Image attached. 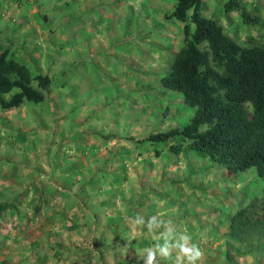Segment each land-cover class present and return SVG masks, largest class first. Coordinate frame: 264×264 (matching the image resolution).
<instances>
[{"label":"rangeland","instance_id":"obj_1","mask_svg":"<svg viewBox=\"0 0 264 264\" xmlns=\"http://www.w3.org/2000/svg\"><path fill=\"white\" fill-rule=\"evenodd\" d=\"M53 1L61 2L58 6L70 4L68 0ZM221 1L204 0L203 12L235 39L242 41L248 34L264 39V0H239L258 18L255 28L240 22L235 11L223 12ZM47 7L42 5L40 12ZM14 35L13 42L20 41L21 34ZM138 41L142 52L149 49L142 37ZM40 60L39 69L28 64L32 72L48 71L45 59ZM108 60L118 62L112 55ZM50 67L51 71L56 68L54 64ZM60 89L52 80L45 94L50 100L56 99ZM66 96L61 95L54 103L47 99L24 103L17 109L0 108V201L15 204L0 217V264H37L36 255L45 256L43 264H162L161 256L167 250L172 254L169 264H264V243L248 253L243 245L230 243L229 262L214 239L208 246L195 247L210 236L211 226L223 230L213 217L218 209L221 213L234 210L258 191L264 176H258L254 167L226 173L186 148L174 153L164 147L155 154L151 144L133 143L149 131L186 120L191 109L182 102L180 93L164 90L154 97L143 94L144 98L128 102L127 107L120 102L115 111H109L110 106L102 110L99 101L91 111L79 106L70 112ZM110 112L117 115L112 117ZM100 113L105 115L101 121ZM95 166L105 175L89 180ZM98 185L99 190H95ZM150 203L169 210L161 215L162 220H171L174 211L185 212L187 220L193 214L202 216L200 220L206 224L200 230L201 239L182 233L171 237L180 225L174 230L172 225L159 230L156 223L146 222L141 229L138 207ZM202 210L210 211L198 213ZM72 221L78 225L67 229ZM118 234L119 241H115ZM219 235L224 249V231ZM151 238L163 242L164 249L154 251L152 245L143 249L139 243ZM100 240L111 256L100 253L96 245ZM119 245L129 249L121 263L115 261L117 255L113 253ZM197 248L203 257L193 262ZM97 253L103 259H97ZM140 256H144L142 260Z\"/></svg>","mask_w":264,"mask_h":264},{"label":"trees","instance_id":"obj_2","mask_svg":"<svg viewBox=\"0 0 264 264\" xmlns=\"http://www.w3.org/2000/svg\"><path fill=\"white\" fill-rule=\"evenodd\" d=\"M221 5L223 12L235 11L240 22L255 28L258 18L239 0H223ZM162 16L180 22L182 38L167 58V71L157 80L161 86L178 91L191 113L180 125L149 131L133 143L151 144L155 154L164 147L174 153L186 148L226 173L254 167L263 177L264 39L255 34H248L242 41L235 39L203 12V0H175ZM52 80L47 72H32L9 47L0 49V108L17 109L24 103L43 102ZM14 206L11 201H0V217ZM223 220V257L227 262L231 258L230 243L243 245L245 253L261 247L264 183ZM76 225L72 221L65 227L73 229Z\"/></svg>","mask_w":264,"mask_h":264},{"label":"crops","instance_id":"obj_3","mask_svg":"<svg viewBox=\"0 0 264 264\" xmlns=\"http://www.w3.org/2000/svg\"><path fill=\"white\" fill-rule=\"evenodd\" d=\"M174 1L68 0L70 4L67 7L62 4L58 6L56 4L61 2L53 0L49 1L50 3L43 0H0V49L9 47L18 61L27 65L34 64L38 69L43 62L40 59H45L47 66L45 68H48V71H38L47 72L57 82L59 88L63 89H60L56 99L50 100L48 98L50 96L45 94V100L49 99L51 102L53 100L54 103L60 100L61 95L64 97L67 95L70 112L77 110L79 106L91 111L99 101L102 103V110L110 106L109 111L111 109L115 111L120 102L122 106L127 107L128 102L144 98L143 94L154 97L157 91H175L161 86L157 80V77L168 69L165 58L181 44L180 22L162 16L163 12L172 8ZM42 5L54 10L51 12L45 8L40 12ZM16 33L21 34L19 36L21 39L13 42ZM139 37L148 42L149 49H145L144 52L138 47ZM46 38L48 43L44 44ZM109 55L118 59V62L110 63ZM53 64L56 68L51 71L49 69ZM58 104L61 105L60 102ZM53 111L55 112L54 107ZM110 115L115 117L117 114L110 112ZM104 117L105 115L100 113L98 120L101 121ZM99 168L100 166H95L87 178L92 180L96 176L105 175ZM98 187L99 185L95 190H99ZM141 205L138 207L142 213L141 229L146 222L150 225L156 223L159 230H165L167 225H172L171 230H174L175 225L177 227L180 225L181 227L175 234H171V237L175 235L178 237L182 233L193 239L195 237L201 239L200 230L206 224L204 220H200L202 216L193 214L192 218L187 220L185 212L174 211L175 217L169 216L171 220H162L161 215L169 211L166 206H156L153 203ZM207 212L202 210L198 213ZM225 214L218 209L213 216L218 221L215 223L221 225L223 230L217 231L215 225L211 226V230H208L210 236L206 240L201 239L195 247L208 246L214 239L219 243L218 247L216 244L215 246L222 249L223 255L224 249L220 242L223 240L219 234L226 230V222L223 220ZM177 237L174 238L179 240ZM114 240L119 241V234L114 236ZM100 241L95 243L105 257L104 255L110 252L109 249L104 250L102 245L105 242ZM139 244L143 245V249L149 245L153 246L154 251L156 248L164 249L163 242L158 239H143ZM127 252H129L127 246L119 245L113 252L117 255L115 261L119 263L125 261ZM171 256V252L167 250L165 256H161V263L169 264L172 261ZM35 257L36 261L38 260L37 264H43L47 260L44 255ZM99 257L97 253L96 258ZM143 257L140 256L139 259L142 260ZM40 259L42 261H39Z\"/></svg>","mask_w":264,"mask_h":264},{"label":"clouds","instance_id":"obj_4","mask_svg":"<svg viewBox=\"0 0 264 264\" xmlns=\"http://www.w3.org/2000/svg\"><path fill=\"white\" fill-rule=\"evenodd\" d=\"M190 250H185V252H188ZM203 257V252L201 251L200 248H197L196 252H195V256L193 257V262H195L196 260H200Z\"/></svg>","mask_w":264,"mask_h":264}]
</instances>
